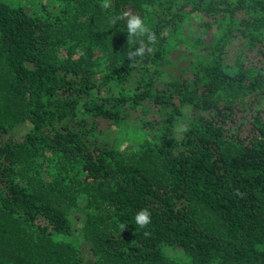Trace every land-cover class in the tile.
Here are the masks:
<instances>
[{
    "label": "trees",
    "instance_id": "trees-1",
    "mask_svg": "<svg viewBox=\"0 0 264 264\" xmlns=\"http://www.w3.org/2000/svg\"><path fill=\"white\" fill-rule=\"evenodd\" d=\"M103 2L0 0V264H264V0ZM129 118L123 155L101 135Z\"/></svg>",
    "mask_w": 264,
    "mask_h": 264
},
{
    "label": "rangeland",
    "instance_id": "rangeland-1",
    "mask_svg": "<svg viewBox=\"0 0 264 264\" xmlns=\"http://www.w3.org/2000/svg\"><path fill=\"white\" fill-rule=\"evenodd\" d=\"M15 1H19L20 4L29 8V10H35L38 1L39 2L42 1L44 4L51 6L55 4L57 0H15ZM194 23H195V18L193 17L190 18L189 25H194ZM187 51L188 50L186 46H181L175 50L174 54L181 55L182 53ZM258 104L259 106L264 108V100L258 99ZM184 112L185 113L183 114V116L177 117L174 120V128L176 133H179V131L183 127V124L186 121L187 116L185 114L187 111L185 110ZM28 127L29 124L26 121L19 122L16 126H14L10 130V135L12 137L18 138L28 129ZM102 130H103L101 135V138L103 139L102 141H107L115 149L119 150L123 155L132 154L136 150L139 142L143 138V132L137 125L134 118L126 119L125 122L120 126H112V125L105 126ZM83 217H84L83 213L77 209H73L69 211V219L72 223L73 233L71 236L66 237L65 239L71 242L76 247H78L84 254L85 251L84 249L86 244L82 238L81 230H80ZM166 253L168 257L174 259L177 262L181 260L180 256H178L176 251L166 249ZM85 257H87V255Z\"/></svg>",
    "mask_w": 264,
    "mask_h": 264
},
{
    "label": "clouds",
    "instance_id": "clouds-1",
    "mask_svg": "<svg viewBox=\"0 0 264 264\" xmlns=\"http://www.w3.org/2000/svg\"><path fill=\"white\" fill-rule=\"evenodd\" d=\"M111 6L110 0H104L101 7L103 9H108ZM127 20L126 27H127V43H132L133 38H143L147 37V40L149 42L155 41V36L153 33L149 31V29L146 27L145 22L141 19L140 16L134 15L130 12H125L121 17H118V19H125ZM141 45L139 48L136 49V51H129L127 53L128 59L130 61H133L134 57H141L145 55L146 51H150V49H147L146 46L143 45V40H141ZM135 222L140 228H145L151 223V217L150 213L145 209L141 210L137 215L135 216ZM121 228H124L123 225H121Z\"/></svg>",
    "mask_w": 264,
    "mask_h": 264
}]
</instances>
